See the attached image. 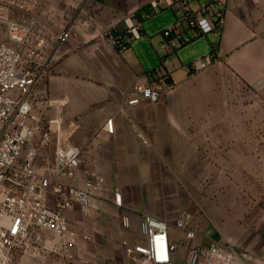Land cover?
Wrapping results in <instances>:
<instances>
[{"label": "crops", "instance_id": "crops-1", "mask_svg": "<svg viewBox=\"0 0 264 264\" xmlns=\"http://www.w3.org/2000/svg\"><path fill=\"white\" fill-rule=\"evenodd\" d=\"M151 1L41 0L37 8V14L57 28L72 31L70 40L56 50L43 88L50 98L67 101L62 108L66 123L79 118L76 130H82V143H75L83 149L84 166L99 163L106 180L119 182L124 197L137 181L152 184L168 169L180 175L181 168L193 166V153L205 140L204 130H216L210 136L212 149L226 152L233 179L236 168L245 174V169L264 166V0H221L226 8L222 31L196 37L165 64L176 89L157 103L128 106L125 93L135 76L151 72L140 49L147 47V39L152 45L161 43L163 34L155 30L166 17H171L167 24H172L175 14L165 8L148 16ZM129 14L141 20L146 38H136L119 51L103 38L102 30L114 26L125 32L124 17ZM212 50L218 59L206 69L192 73L185 67ZM51 114L57 115L58 110ZM111 117L114 134L105 129ZM144 146L151 152L148 159L138 154ZM106 198L111 202L95 194L87 215L80 205L65 211L74 228L92 236L90 241L79 240L78 254L88 264H108L109 247L117 248L123 236L119 227L111 238L109 217L121 207L114 193ZM131 209L134 232L129 244L133 246L144 238L141 207ZM98 217L104 221L101 229L96 226ZM27 255L16 251L14 260L30 264Z\"/></svg>", "mask_w": 264, "mask_h": 264}, {"label": "built area", "instance_id": "built-area-1", "mask_svg": "<svg viewBox=\"0 0 264 264\" xmlns=\"http://www.w3.org/2000/svg\"><path fill=\"white\" fill-rule=\"evenodd\" d=\"M40 1L0 0V264H17L16 251L52 253L58 264H88L78 247L80 239L90 241L92 236L74 228L65 211L80 205L87 215L106 180L84 166L83 150L72 139L79 118L66 123L62 108L67 101L50 98L43 88L56 50L70 40L72 31L38 15ZM165 8L176 14L175 22L162 31L160 45L166 54L159 68L135 76L125 93L128 106L157 103L173 92L177 83L165 68L169 57L196 37L219 34L225 24L221 0H152L148 16ZM14 12L20 16L14 17ZM124 21L125 32L114 26L102 30L103 38L119 51L145 35L134 14L126 15ZM188 30L191 35L186 34ZM217 59L212 50L185 67L198 73ZM54 109L58 114L51 116ZM105 129L114 134L112 117ZM49 148H53L51 156ZM114 201L123 205L120 191L114 193ZM123 225L130 226L128 216L123 217ZM174 226L184 232L186 241L199 236L189 215L175 220ZM140 231L144 241L128 248L137 264H173L179 242L171 234L170 223L143 212ZM183 264L246 262L235 246L212 239L208 244L190 245Z\"/></svg>", "mask_w": 264, "mask_h": 264}, {"label": "rangeland", "instance_id": "rangeland-1", "mask_svg": "<svg viewBox=\"0 0 264 264\" xmlns=\"http://www.w3.org/2000/svg\"><path fill=\"white\" fill-rule=\"evenodd\" d=\"M13 16L20 14L14 12ZM169 19L171 17H166L167 21L159 24L163 26H157L156 34H161L163 30L169 28L175 22L176 15L172 16V24H167ZM147 42V47L140 49V53L147 61L148 70L153 71L161 66V58L166 52L159 40L156 45H152L148 39ZM81 131L75 130L72 134V139L78 144L82 143ZM212 131L216 130H204L203 145L200 150L193 153L194 165L181 168L180 175L167 168V174L155 183L137 181L131 184L133 187L126 191L121 209L109 217L111 238H114L112 236L114 230L117 234L121 229L123 236L117 248L109 247L111 252L116 248L117 254L113 256V252H110L108 264H137L128 253L133 227L122 225L123 217L128 216L131 220L133 212L131 208L137 206L141 207V213L157 215L170 223L171 233L179 242L173 264L185 262L190 245L205 244L211 238L235 246L242 253L246 264H264V166L245 169V174L242 168L238 171L236 168L233 179L232 168L227 166L226 152L212 149L210 140ZM140 133L138 132L140 139H144L145 136L143 133L141 136ZM47 151L50 156L53 154V148ZM138 154L145 159L151 157L150 149L146 146L140 148ZM88 169L94 174L105 176L97 162L92 163L90 167L88 165ZM118 185L119 182L116 180H106V186L96 194L100 198L105 197L106 202L110 201L106 196L109 197L111 193L119 191ZM187 215L190 216V224L199 232L198 238L192 243L186 241L184 232L174 226L175 220ZM99 219L98 217L96 220L98 228L104 222ZM100 232L102 233L101 230ZM27 256L31 258L30 264L59 263L52 253H31Z\"/></svg>", "mask_w": 264, "mask_h": 264}, {"label": "bare ground", "instance_id": "bare-ground-1", "mask_svg": "<svg viewBox=\"0 0 264 264\" xmlns=\"http://www.w3.org/2000/svg\"><path fill=\"white\" fill-rule=\"evenodd\" d=\"M67 103V102H66Z\"/></svg>", "mask_w": 264, "mask_h": 264}]
</instances>
